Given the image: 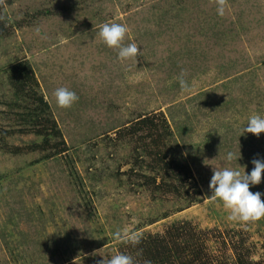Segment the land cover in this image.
<instances>
[{
  "label": "rangeland",
  "instance_id": "1",
  "mask_svg": "<svg viewBox=\"0 0 264 264\" xmlns=\"http://www.w3.org/2000/svg\"><path fill=\"white\" fill-rule=\"evenodd\" d=\"M216 8L215 0H15L0 10V264H96L117 253L145 264L114 233L127 229L140 242L171 236L172 225L207 264H264V218L228 220L209 186L213 168L250 174L253 159H264V133L242 135L252 114L264 116V0H228L223 17ZM106 22L127 25L124 43L142 55L121 61L98 36ZM22 61L59 132L47 147L18 125L30 103H17L7 71ZM60 87L78 95L71 108L57 105ZM145 118L155 129H141ZM228 152L240 160L227 161ZM250 190L264 199V177Z\"/></svg>",
  "mask_w": 264,
  "mask_h": 264
},
{
  "label": "clouds",
  "instance_id": "2",
  "mask_svg": "<svg viewBox=\"0 0 264 264\" xmlns=\"http://www.w3.org/2000/svg\"><path fill=\"white\" fill-rule=\"evenodd\" d=\"M5 0H0V5H4ZM217 14L223 17L228 7V0H215ZM0 19H3L0 16ZM129 32L127 25L121 23H104L100 26L98 36L109 47L118 49V57L121 61L134 59L142 55L141 49L136 43L125 44L124 41ZM186 70H181L178 77L182 91H190L191 85L185 79ZM57 105L60 108H71L79 100L78 95L66 87L57 88L54 92ZM251 133L259 137L264 133V116L252 114L248 118L246 127L242 130V135ZM241 152L237 155L234 152L227 153V161L240 160ZM205 164L206 160H205ZM254 168L249 174L246 166L243 171L238 168L223 167L213 168V175L210 180L211 197L223 202V206L228 210V220L240 223L257 222L264 218V199L262 193H253L250 186L259 185L264 177V159H253ZM114 238L125 243L136 245L139 243L135 235H130L127 229L118 230L114 233ZM96 255V253H93ZM97 260L96 264H137L136 260L129 254L117 253L111 258ZM145 264H151L145 261Z\"/></svg>",
  "mask_w": 264,
  "mask_h": 264
},
{
  "label": "trees",
  "instance_id": "3",
  "mask_svg": "<svg viewBox=\"0 0 264 264\" xmlns=\"http://www.w3.org/2000/svg\"><path fill=\"white\" fill-rule=\"evenodd\" d=\"M13 1L15 0H5V4L0 5V10L4 6L12 4ZM2 33H5V29L0 24V38L2 37ZM7 74L8 84L16 93L14 97L17 103L21 102L23 98H26V101L30 103L28 106L27 102V106L23 110L25 113L19 114L18 121L20 124L18 125L24 126V128L26 126L33 127L32 130H34V134L42 136L43 145L47 147L49 138L59 137V132L56 123L52 120L48 104L43 100L42 96H37L35 92H32V85L35 86L36 82L30 66L25 61L13 63L7 71ZM30 106H33V108H29ZM16 108L22 109L19 104H16ZM138 125L142 126L141 129L148 127H151L148 128L149 130L155 129L150 118L141 119L138 121ZM20 131H23V129ZM163 159L162 156H157L155 162L162 163ZM169 166L170 164L167 163L164 165L166 169H169ZM156 179L152 180L153 183ZM178 180L179 184H184L181 177H179ZM179 227L180 226L175 225L170 226L176 233L173 232L170 236L168 230V240L165 234L160 237L157 235H147L144 236L143 240L138 244H131V247L136 246L135 252H137V254L139 253L144 261H150L151 264H207L208 260L204 261V259H202L205 255H203V248H200L195 242H190L188 239H192V237L189 236L187 239L188 235L183 233L182 230H179ZM238 262L239 264H245L240 257H238ZM247 264L251 263L247 262Z\"/></svg>",
  "mask_w": 264,
  "mask_h": 264
}]
</instances>
